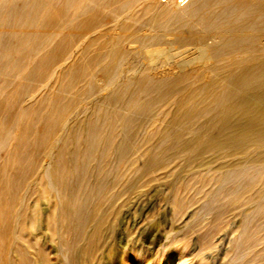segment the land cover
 <instances>
[{"label": "bare ground", "instance_id": "1", "mask_svg": "<svg viewBox=\"0 0 264 264\" xmlns=\"http://www.w3.org/2000/svg\"><path fill=\"white\" fill-rule=\"evenodd\" d=\"M166 1L0 0V264H188L139 218L184 171L173 217L264 264V2Z\"/></svg>", "mask_w": 264, "mask_h": 264}, {"label": "rangeland", "instance_id": "2", "mask_svg": "<svg viewBox=\"0 0 264 264\" xmlns=\"http://www.w3.org/2000/svg\"><path fill=\"white\" fill-rule=\"evenodd\" d=\"M158 1L161 2L163 5H166L165 7H168V8L173 7L175 9L174 3L170 5V2H167L166 0H158ZM177 1L179 2V0H177ZM263 2H264V0H263ZM185 3H186V0L184 3H179V5H184ZM209 36L211 37V35H209ZM209 42H211V39H209ZM175 43H172V45L170 47L174 48V49L179 48L180 44H177V42H175ZM166 47L169 48L168 46H166ZM181 59H182V57L179 58L178 60H181ZM186 173L187 172H185V171L183 173H181L182 174V177L180 178L181 180L179 179V181L176 182L178 185L180 183L185 182V180L187 182V180L190 179L191 176L186 178ZM176 183H166V182L153 183L151 185V187L149 188V191L147 193L148 197H146L144 203L147 206L149 204H152V205L150 208H148L149 210L146 209L145 212H143V214L139 217V218H143L142 220H146L145 226H148L145 234L143 235L144 238L142 239V241L145 242V244L147 242L149 243L151 233H154L156 236L152 240L151 245L152 246L156 245L155 253H157V255H160L162 258H164V257L168 258L172 253L177 252V250H178V251H182L181 252L182 254L184 253L186 255V253H187V257L189 256V258H187V259L188 260L190 259L188 264H201V263L202 264H219V261L221 262V260H225L224 258L222 259L223 255L219 254L218 251L215 252V250H213V249H206V248L204 249L203 248V243L201 242L202 241L201 236L203 234L202 231L204 228H206V226H203V227L197 226L193 230H190L185 226L186 222H187L186 220L189 219V217H188L189 212L192 211V209L194 207H196L195 205H199V204L201 205L202 201H204V197L201 198V200L198 198L194 200V198H193L194 201H192V205H190V207L187 208V210L183 212V215L177 216V218L179 217L178 220H177V218L173 217V215H172L173 214L172 213L173 197H174L173 191L175 189L174 187L177 185ZM193 188H195L194 185H192L191 188L187 189L188 192H190V190L192 191ZM186 194L187 195H184V196L187 200L192 198V195L189 198H187L188 195H190L191 193H189V194L186 193ZM187 200H186V202H188ZM195 210H197V209H195ZM195 210H193V211H195ZM206 210H207V212L203 211L204 212L202 214V216L204 215L203 219L205 218V216L211 217V215H213L211 213V210H213L212 205H209ZM43 217H44V215H42V218ZM172 218H174V219L171 220ZM205 221L203 220V223ZM169 222H171V223L173 222V226H174L173 228H176V233H175L176 238L174 241L175 244H174V242H172V243L169 242L168 239H166V237H165L167 235L166 233H167L168 229L170 228ZM157 224H159V225H157ZM41 227H44V225H42V223H41ZM209 227H210V225H207V228H209ZM226 229H228V227H225V229L221 230L219 233H223ZM148 230L150 232H148ZM34 232H37V230H35ZM157 236H159V237H157ZM161 237H163V243L161 242L159 244L158 240H160ZM226 243H228V240ZM55 246H56V243L54 245H51V244L46 245L47 251L49 253V264H60L57 255L54 253ZM194 246H196V247H194ZM113 248H114V245L111 246V250H114ZM183 248H187L186 251H183L184 250ZM114 253H117L116 249L114 250ZM215 254H216V256H215ZM210 255H211V257H210ZM149 257L150 256L148 254V258ZM156 257L157 256L150 258L151 261H156ZM161 257H159L157 259L160 260ZM205 260H207V262H205Z\"/></svg>", "mask_w": 264, "mask_h": 264}, {"label": "built area", "instance_id": "3", "mask_svg": "<svg viewBox=\"0 0 264 264\" xmlns=\"http://www.w3.org/2000/svg\"><path fill=\"white\" fill-rule=\"evenodd\" d=\"M185 2V0H179V3H184Z\"/></svg>", "mask_w": 264, "mask_h": 264}]
</instances>
